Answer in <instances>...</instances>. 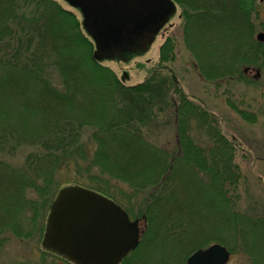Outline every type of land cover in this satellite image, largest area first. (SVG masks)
<instances>
[{
    "label": "trees",
    "instance_id": "1",
    "mask_svg": "<svg viewBox=\"0 0 264 264\" xmlns=\"http://www.w3.org/2000/svg\"><path fill=\"white\" fill-rule=\"evenodd\" d=\"M214 1L173 0L181 8L183 33L192 26L198 28L199 23H218L221 28L227 25L234 32V26L222 19L236 21L238 17L236 23L245 34L238 33L230 59L259 67L264 42L251 37V19H259L264 12V0H219L216 10L209 5ZM31 9L37 14L30 13ZM218 35L222 44L220 35L225 34ZM171 38L166 36L160 43L158 60L149 66L156 67L149 75L140 83L126 85L127 72L119 75L93 57V42L73 10L56 0H0V199L4 200L0 203H6V210L13 213V221H8L9 212H0L5 219L0 223V235L9 232L25 237L30 233L23 222L27 212L37 211L35 207L41 202L49 204L62 185H80L121 206L125 203L126 212L143 222L139 246L121 264H130L131 256L141 246L159 241L157 237L168 238L177 251L193 241L197 232L208 229L209 240L202 238L182 252V264H186L194 248L204 247L219 236L228 238L227 228L214 235L209 215L217 219L224 213V218L237 222L235 229L241 241L246 237L239 230L245 229L239 228L240 223H246L248 232L258 229L261 234L257 237L262 238L264 215L252 218L240 213L228 205L222 193L227 181L234 184L237 172L231 144L218 121L201 103L190 100L172 71L166 73L162 66L174 57ZM189 38L183 36L191 55L205 57ZM215 58H210V65L217 63ZM225 71L215 77H225ZM242 73L245 80L249 79ZM166 124L174 140L171 148L151 142L147 136L153 129L169 134ZM192 186L200 189L191 192ZM196 195L203 211L191 206ZM161 204L159 222L163 224L155 225ZM208 205L219 210L210 211ZM17 212L22 215L19 221ZM161 228L166 234H158ZM223 238L218 242L230 247L231 253L247 255L250 264L259 261L255 258L254 263L249 255L254 249L245 252L239 241L224 242ZM3 242L0 237V250ZM51 260L43 257L37 264H69ZM15 264L35 263L25 259Z\"/></svg>",
    "mask_w": 264,
    "mask_h": 264
},
{
    "label": "rangeland",
    "instance_id": "2",
    "mask_svg": "<svg viewBox=\"0 0 264 264\" xmlns=\"http://www.w3.org/2000/svg\"><path fill=\"white\" fill-rule=\"evenodd\" d=\"M56 1L63 7L68 8L61 0ZM209 5H214L212 9L216 10V8H219V0ZM180 9L179 6L175 17L164 26L150 50L144 56H142V53L134 52L131 55H127V59H124L121 64L103 62V65L119 75L122 71L126 70L129 74V79L127 81L125 80L126 85L140 83L149 75V71L156 67V65H154L153 68H149L151 64L158 60V45L166 36L170 35L173 43L171 53L174 57L165 61L162 66L166 67V73L172 71L177 80L178 87L190 100L201 103L204 108L208 109L209 112L214 115L215 119L218 121L222 134L231 144L232 163L236 168L237 178L234 184H230L229 181L224 184V189H222L224 191H222V193L224 192L225 198L227 197V203L230 207L235 210L237 209L244 215H249V217L252 218L261 217L264 215V58L257 68L255 66H244L243 63L245 62L240 59H230L234 49L236 50V42L239 40L238 33L245 34L242 26L236 23L238 17H236V21H230L228 17H223L222 19L224 23L226 22L230 26H234V32H231L230 29L228 30V28H226L227 25H224L223 29L218 23L216 25L207 23V25L201 26L199 23L196 24L199 29L192 26L190 30L183 33V19H181L180 16ZM30 13L36 15L37 11L31 9ZM251 23L254 27L251 37L255 38L259 32L264 33V12L262 11V14L257 20L253 17ZM241 28L243 30H241ZM222 33H224L225 36L220 35L223 37L221 44L218 34ZM189 34H191L190 38ZM184 35L189 38V43H195V46L198 45L196 51L205 52L206 58L200 55H195V57L191 55V52L188 51L183 41ZM214 44H218L216 47L220 48H214ZM219 55L222 59H217ZM210 58H215L217 63L210 65L212 62ZM136 62H139L141 65H137ZM231 69L234 70V74L231 73ZM223 70L227 71V75H224L226 73L225 71L223 74L225 77L216 78L215 74L218 72L223 73ZM202 71L205 72V75L202 74ZM242 71L245 72L244 74H247L249 79L245 80L241 76L243 74ZM240 111L243 112L240 113ZM165 126H167V124ZM34 128L35 127H33V130ZM167 129L170 131L169 134L165 131L157 132L153 129L148 132L147 136L151 142L171 148L174 146V140L171 137L172 132L169 126H167ZM121 158L122 157H120V159ZM142 167L151 169L149 164H143ZM145 173L149 172L146 171ZM62 177V175L58 176L60 179H62ZM173 184L175 185V183ZM63 186L64 185L61 187ZM178 188H176V192L179 190ZM199 189L200 188L197 186L189 188L191 192H197ZM150 191L153 192V190ZM177 194L180 196L178 192ZM202 195L204 196V194ZM144 199L145 197L142 201ZM200 200L198 195L194 196V201L191 206L196 210L199 208L203 211L204 208ZM0 201H4L2 197ZM51 202L49 204L45 201L41 202L40 207H35L37 211L33 209L30 210L33 211V213H26V219H24L23 222H25V228L28 226V231L30 233L23 235L25 237L11 235L9 232L0 235V237L4 239L0 250V264H15L25 259L32 260L33 263L37 264L43 257L47 258L49 262H52L51 259H54V261L58 263L66 262L62 258L54 255L53 252L41 246L45 222ZM118 205L121 204L118 203ZM209 206L211 205H208V207ZM160 207H164V205H158L155 219L153 217L154 212L150 214V217L156 221L155 225L163 224L159 222L163 215L161 209H159ZM6 208H8L6 203H0V212L8 211L9 215L6 216V219L8 221H13V217L11 216L13 213L6 210ZM123 208L124 210L126 209L125 203L122 205V209ZM209 208L210 211L219 210V208L215 206ZM20 214L17 212L16 220L18 221L22 216ZM36 216H39L37 220ZM32 217L35 218L33 221L30 220ZM224 217V213L219 215L217 219L213 215H209L208 221L213 223L214 235L219 236V234H222V228H227L229 231L227 230L228 232L225 236L228 238L224 239L221 236L216 237L217 239L210 241L206 246L194 248V251L200 248L204 249L214 243L223 245L218 242L220 240L222 241V238L224 242H226L225 240H229L230 243L235 240V244L238 243L237 241L241 243L245 252H250L254 249L253 252L249 253L250 257L254 259V263L256 258L259 260L256 261V264H264V235L259 239L257 236H260L261 233L258 229L248 232L249 230L247 225H245L246 223H240L239 228L244 226L245 229L239 230L242 232V235L246 237L241 238V241L237 238L238 236L235 229L238 226L237 222L232 223L231 220ZM4 221L5 219L0 216V223H4ZM160 230L161 231L158 233L159 235L163 233L162 230L164 229L161 228ZM24 232L25 230L23 229V233ZM163 234H166V232ZM5 237L7 238L5 239ZM202 238L209 240L210 233L208 229L205 228L202 233L197 232L193 241L179 246L176 251L175 247L172 249V241L169 242L168 238L165 237L161 239L157 237L156 240L159 241H156L154 244L153 242L155 240L143 247L141 246L139 251L131 256L132 259L130 260V264H182V252L186 246L199 243ZM256 241L258 246H256ZM227 248L230 249V247ZM226 264H250V258L242 253H231Z\"/></svg>",
    "mask_w": 264,
    "mask_h": 264
},
{
    "label": "water",
    "instance_id": "3",
    "mask_svg": "<svg viewBox=\"0 0 264 264\" xmlns=\"http://www.w3.org/2000/svg\"><path fill=\"white\" fill-rule=\"evenodd\" d=\"M78 8L84 30L93 39L96 60L126 59L144 52L175 12L172 0H65ZM264 41V33L256 36ZM138 220L110 199L80 186L62 188L46 220L42 246L77 264H117L136 247ZM229 251L214 243L188 256L186 264H225Z\"/></svg>",
    "mask_w": 264,
    "mask_h": 264
}]
</instances>
